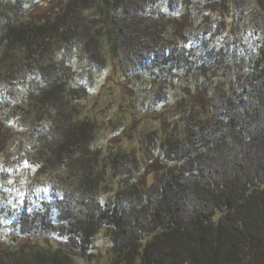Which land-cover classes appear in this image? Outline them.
Returning a JSON list of instances; mask_svg holds the SVG:
<instances>
[{
    "label": "trees",
    "instance_id": "trees-1",
    "mask_svg": "<svg viewBox=\"0 0 264 264\" xmlns=\"http://www.w3.org/2000/svg\"><path fill=\"white\" fill-rule=\"evenodd\" d=\"M239 11L0 0V73L34 71L20 107L53 124L29 169L55 186L10 215L0 164V264H264V29L248 47Z\"/></svg>",
    "mask_w": 264,
    "mask_h": 264
},
{
    "label": "rangeland",
    "instance_id": "rangeland-1",
    "mask_svg": "<svg viewBox=\"0 0 264 264\" xmlns=\"http://www.w3.org/2000/svg\"><path fill=\"white\" fill-rule=\"evenodd\" d=\"M238 4L239 15L243 16L241 20L245 26L244 41L248 44V47H252L255 41H258L259 35L264 29V0H238ZM206 23L207 27L204 29L209 31L212 23H209V20ZM13 64L7 65L5 72L0 73V102L3 103V111L1 109V112L10 125L14 123L17 126L16 130L19 132L12 139L14 142L9 152H6V150L9 149L8 143L10 144L12 140L7 139L6 133L0 136V164L8 160L10 167L19 169V172L16 173L17 176L15 175L10 181L9 185L11 186L6 195L7 197H5L12 205L9 209L10 215H16L23 203L28 205L29 209V206H33L35 201L47 198L51 187H55L47 174L34 176L35 171L29 169L33 162L30 146L34 142V138L31 135L50 128L53 124L52 118L47 111L37 112L34 117H31V114L20 107L23 104L21 89L24 88L26 78L28 79L29 74L34 73V71L31 70L30 65ZM102 98L105 100L106 96ZM91 102H93V99ZM6 153L11 154L9 159L6 158ZM29 172L32 173V176H29ZM52 191H55V189ZM37 195L40 198H37ZM106 261L104 254H100L93 257V263L90 264H108Z\"/></svg>",
    "mask_w": 264,
    "mask_h": 264
}]
</instances>
